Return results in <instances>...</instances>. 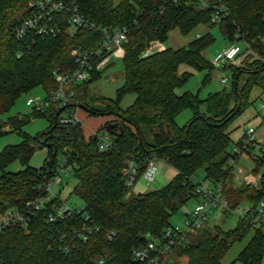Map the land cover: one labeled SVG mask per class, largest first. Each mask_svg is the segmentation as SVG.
Segmentation results:
<instances>
[{
	"label": "trees",
	"instance_id": "obj_1",
	"mask_svg": "<svg viewBox=\"0 0 264 264\" xmlns=\"http://www.w3.org/2000/svg\"><path fill=\"white\" fill-rule=\"evenodd\" d=\"M28 1L0 0V116L33 87H41L44 93L53 89L51 71L74 66L70 50L91 46L100 39L95 31L85 28L66 32L62 18L63 30L56 35L28 32L17 38L13 31L26 16ZM62 1H72L95 26L127 29L120 58L122 83L114 90V97L92 96L89 92L88 85L102 69L91 71L88 80L73 87L75 104L87 116L117 115L120 120L104 121L87 134L79 121L55 124L56 110L52 107L42 112L30 109L31 115L49 121L47 128L53 122L54 126L50 133L29 136L21 131L29 114L0 119V135H20L18 143L0 150V212L8 207L20 208L25 200L45 195V184L58 164L55 157L59 153L60 162L64 160L71 166V192L82 201L80 211L48 223L47 213L63 202L53 192L54 198L42 204L25 227L2 229L0 264H138L130 259L131 249L144 244L148 236L158 237L170 224V216L195 198L196 183L191 175L197 169L210 184L221 186L232 207L247 200L253 208L264 198V145L253 158L251 172L260 169L256 185L234 186L227 180L230 167L225 152L228 122L247 104L251 87L261 86L264 79V43L255 40L264 36V0H215L227 11L218 24L209 22V8L200 9L182 0ZM214 25L229 44L254 40L252 51L242 47L226 64L231 74L228 90L222 88L204 98L189 91L178 92L189 76L188 71L179 70L180 65L204 70L203 83L210 79L214 66L203 50L213 41L209 29ZM198 26L205 30L186 45H164L170 30L187 34ZM236 34L239 38L234 37ZM129 92L134 95L132 102L120 108V98ZM183 110L189 111V117L178 125L175 118ZM261 119L264 122V110ZM107 124L112 125L109 130L105 129ZM103 129L110 136V145L99 150L97 134ZM41 137L47 156L41 166H29L27 161L40 147ZM149 158L163 161L174 175L156 189L130 193L124 199L128 188L122 168L131 161L142 171L143 162ZM14 160L20 168L3 172ZM81 224L96 228L84 241L70 235V230L79 229ZM249 229L251 234L234 261L258 264L264 252V227L248 212L231 228L212 224L191 233L185 246L173 250L166 264H223L222 255ZM62 234L64 240L59 238ZM63 241L67 251L61 248Z\"/></svg>",
	"mask_w": 264,
	"mask_h": 264
},
{
	"label": "built area",
	"instance_id": "obj_2",
	"mask_svg": "<svg viewBox=\"0 0 264 264\" xmlns=\"http://www.w3.org/2000/svg\"><path fill=\"white\" fill-rule=\"evenodd\" d=\"M182 1L193 3L200 9L209 8V22L213 24L220 23L227 14L225 7L215 0ZM61 18L62 22H64L66 32L72 34L77 29L85 28L95 31L100 35V39L91 46L85 48L79 46L71 49L69 54L73 60V68L64 71L53 69L51 75L54 81V88L45 93L42 98L38 96L27 98L24 104L29 109L39 112L52 107V110H56V114L53 115L55 124L64 126L78 121L76 117L78 106L73 99V87L88 80L91 77V71L100 70L111 61L122 56L123 44L127 40V29L126 27L95 26L84 15L78 12L77 7L72 1L29 0L27 14L14 28L13 34L17 38L24 36L28 32L53 36L63 30L62 23H60ZM198 36L199 34H196V37ZM234 37L239 38V35L236 34ZM255 40L256 42L264 43V36L257 37ZM251 42L253 43L254 40ZM241 43H230L228 46L217 51L210 60L214 67L227 70V74L221 76L219 79L221 84L231 79L230 71L225 68L226 64L240 53L242 47H245L246 51H252V43L246 41H241ZM63 110H66V113L62 114ZM97 137V147L99 150L105 149L110 145V136L105 129L99 131ZM253 141L254 129L249 126L242 136L238 151L245 152ZM233 150V154L238 153L236 147ZM230 161L234 165L233 159L230 158ZM156 162V159L149 158L143 162V170L138 171L137 167L131 161H127L121 171L124 185L129 188L139 176L144 177L147 182H151L154 176ZM70 167L64 160H61L53 168V175L45 184V195L25 200L20 208L8 207L0 212V231L13 226L25 227L34 216V212L42 204L54 198V193L49 189L50 184L59 183L60 172L66 173L70 170ZM194 194L196 198L195 204L190 210H184L180 224L166 225L158 237L148 236L144 244L131 249V260L138 264H166L173 250L185 246L191 233L210 225L209 221L217 213L230 215L238 209V205L234 207L229 205L219 184L202 187L196 183ZM81 209L82 206L79 208H71L66 206L64 202H59V204L52 206L51 211L45 217V221L48 223L56 222L62 219L64 215L76 213ZM242 212L244 214L248 212L250 215H254L264 227V198L259 199L253 208L244 209ZM86 219L87 217L84 215L83 220ZM92 230H96V228L81 224L79 229H71L70 235L72 236L71 238L75 237L84 241L87 234ZM59 238L64 240V235H60ZM64 242L61 248L67 251L68 247Z\"/></svg>",
	"mask_w": 264,
	"mask_h": 264
},
{
	"label": "rangeland",
	"instance_id": "obj_3",
	"mask_svg": "<svg viewBox=\"0 0 264 264\" xmlns=\"http://www.w3.org/2000/svg\"><path fill=\"white\" fill-rule=\"evenodd\" d=\"M204 27L198 26L195 27L191 32L187 34H180L177 29H172L167 34V39L164 43L165 46L176 48L183 45H186L188 41L203 32ZM210 34L213 38V41L203 50V55L206 59L211 60L213 55L221 50L222 48L229 45V43L224 40L218 30L214 25L210 29ZM239 44H242L240 41ZM158 46V45H157ZM156 46V47H157ZM152 50V49H151ZM148 51H150L148 49ZM121 58V57H120ZM120 58L111 61L108 65L104 66L100 74L96 76L89 85V92L93 96H102L105 98H113L114 90L120 86L122 83V74H121V63ZM179 70H186L189 72V76L186 81L177 89V91H189L193 94H196L199 98H204L208 93L221 90L225 88L229 89V81L224 84L219 82L221 76L227 74V70H221L220 67H214L211 71L210 79L206 82H202V77L205 73L204 70L194 69L188 67L187 65H180ZM45 95L41 87L35 86L29 91L21 94L9 108V110L0 116V119H4L7 116H13L17 114H29V120L26 124L21 127V131L29 136L41 135L46 133L49 121L43 116H33L31 115L32 111L24 104L27 98L40 97L42 98ZM134 98L133 93L124 94L119 100V107L125 108L129 105ZM264 110V79L262 80L261 86L254 85L251 87L247 104L235 115L227 124V132L229 136V141L225 146V152L229 155L226 160V164L230 167V174L227 176V180L231 181V184L234 186H242L244 184H257L258 175L260 169L255 173L251 172L254 162L253 158L255 155L259 154L260 149L264 145V122L261 119L262 112ZM66 113V110H63L62 114ZM76 115L81 121V127L84 133L92 131L94 128H98L103 124L104 121L107 123H114L119 121L117 115L109 116H87V113L78 107ZM189 117V111H181L175 118V121L178 125L183 124ZM252 127L254 129V141L251 146L248 147L247 152L238 151L239 145L242 140V136L247 129V127ZM20 141V135L16 132H7L0 135V150L9 144H15ZM44 140L42 137L39 139V146L34 149L32 155L27 161V164L32 167H39L43 164L44 159L47 156V148L43 145ZM236 147L238 153L233 154V148ZM234 156H233V155ZM230 158L233 159L234 165L231 163ZM57 163H60L61 154H57L55 157ZM234 167V168H233ZM20 168L18 161L14 160L8 163L4 168L3 172H14ZM236 169V171H235ZM1 173V171H0ZM60 182L52 183L49 186V189L58 193L59 199H61L66 206L71 208H79L82 206V201L71 192V188L74 184V179L71 175V170H68L66 173L60 172ZM191 181L193 183H198L199 186L205 187L211 185L210 182L203 179V174L201 169L195 170L191 175ZM154 180L149 184L148 189H156L163 184ZM137 180L132 184L135 186ZM131 186L128 188L127 193L124 195L126 199L130 194ZM196 198H191L187 203L173 213L169 218V223L172 225H179L180 219L183 217L184 210H190L195 204ZM251 207V203L247 200L241 201L234 213L230 215L217 213L213 217L209 224H217L222 228H231L234 226L238 217H242L244 209ZM252 229L242 237L239 241H235L232 245L226 250V252L221 257V262L223 264H242L238 261H234L240 249L247 242ZM264 264V252L262 253L259 263Z\"/></svg>",
	"mask_w": 264,
	"mask_h": 264
},
{
	"label": "crops",
	"instance_id": "obj_4",
	"mask_svg": "<svg viewBox=\"0 0 264 264\" xmlns=\"http://www.w3.org/2000/svg\"><path fill=\"white\" fill-rule=\"evenodd\" d=\"M76 117H77V120L81 123V121L77 115H76ZM95 129L96 128H94L92 131L88 132L87 134L94 132ZM173 175H174V170L172 168H170L167 164H165L163 161L158 160L155 163V172H154V176H153L152 181L147 182L144 177L139 176L136 179L137 184L135 186L131 185L130 193L131 194L142 193L148 189L149 184L152 183L154 180H157V182H161L160 184H163V183L167 182Z\"/></svg>",
	"mask_w": 264,
	"mask_h": 264
},
{
	"label": "water",
	"instance_id": "obj_5",
	"mask_svg": "<svg viewBox=\"0 0 264 264\" xmlns=\"http://www.w3.org/2000/svg\"><path fill=\"white\" fill-rule=\"evenodd\" d=\"M55 114H56V113H55ZM55 114H54V115H55ZM53 126H54V122H53V124L51 125V127L47 128L46 132H47V133H50L51 130H52V127H53ZM111 127H112L111 124H107V125L105 126V129H106V130H109ZM48 136H49V134L47 135V137H48ZM53 154H54V151H53ZM53 154H52V155H53Z\"/></svg>",
	"mask_w": 264,
	"mask_h": 264
}]
</instances>
